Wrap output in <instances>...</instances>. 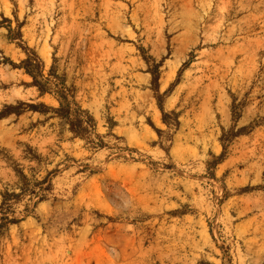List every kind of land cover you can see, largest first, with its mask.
Masks as SVG:
<instances>
[{"label":"rangeland","instance_id":"rangeland-1","mask_svg":"<svg viewBox=\"0 0 264 264\" xmlns=\"http://www.w3.org/2000/svg\"><path fill=\"white\" fill-rule=\"evenodd\" d=\"M0 264H264V0H0Z\"/></svg>","mask_w":264,"mask_h":264},{"label":"trees","instance_id":"trees-1","mask_svg":"<svg viewBox=\"0 0 264 264\" xmlns=\"http://www.w3.org/2000/svg\"><path fill=\"white\" fill-rule=\"evenodd\" d=\"M20 66L23 67L27 73L35 77V83H39V81L36 79V76L33 75L35 72H39L38 70L40 69V64L37 59L28 57L26 60L22 61V64H20ZM8 109H9V112L12 110L11 108H8ZM59 111H64L65 114L70 113V109H66V108L58 109V112ZM7 112L8 110L6 111V113Z\"/></svg>","mask_w":264,"mask_h":264}]
</instances>
